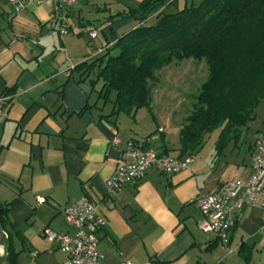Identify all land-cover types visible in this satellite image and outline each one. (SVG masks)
I'll list each match as a JSON object with an SVG mask.
<instances>
[{
    "label": "crops",
    "instance_id": "0c3cea01",
    "mask_svg": "<svg viewBox=\"0 0 264 264\" xmlns=\"http://www.w3.org/2000/svg\"><path fill=\"white\" fill-rule=\"evenodd\" d=\"M143 1L79 2L69 9V32L62 35L53 21L54 6L32 4L17 11L10 0H0V95L7 96L0 104V203L9 211L8 230L0 228L6 238L0 244L2 264L8 263L10 243L19 254L16 264L67 260L44 231L74 236L64 210L87 195L107 221L98 233L103 264L123 259L136 264H264L263 210L244 209L225 246L215 234L200 230L202 213L195 203L200 192L249 180L254 144L264 135V101L241 138L222 152L216 145L205 150L209 134L188 153L195 156L189 170L165 175L152 168L140 182L114 194L108 191L107 180L124 162L131 140L157 136L152 147L183 157L179 137L190 114L176 129L170 126L172 118L165 124L153 113V101L150 113L142 108L134 116L114 114L117 92L105 97L103 82L94 86L95 76L79 69L114 46L112 33L121 37L143 25L129 14ZM201 1L157 3L146 25L157 22V12L173 14ZM92 30L98 32L96 38L90 36ZM259 116L263 119L257 123ZM243 247L252 252L250 262L241 255Z\"/></svg>",
    "mask_w": 264,
    "mask_h": 264
},
{
    "label": "trees",
    "instance_id": "16d2710c",
    "mask_svg": "<svg viewBox=\"0 0 264 264\" xmlns=\"http://www.w3.org/2000/svg\"><path fill=\"white\" fill-rule=\"evenodd\" d=\"M144 0L130 11L143 25L117 37L113 47L96 60L79 67L103 82L105 97L117 92L116 111L134 116L152 111L157 72L186 59L206 62L209 78L195 97L193 110L180 133L181 154L200 148L205 136L220 131L216 150L238 141L242 129L264 101V0H203L176 12H157L156 23L146 25L157 3ZM8 208L0 203V228L8 230ZM9 238V237H8ZM11 242V240H10ZM10 243L7 264H16L18 252ZM250 248L241 249L248 262Z\"/></svg>",
    "mask_w": 264,
    "mask_h": 264
},
{
    "label": "built area",
    "instance_id": "2783aa9c",
    "mask_svg": "<svg viewBox=\"0 0 264 264\" xmlns=\"http://www.w3.org/2000/svg\"><path fill=\"white\" fill-rule=\"evenodd\" d=\"M85 0H10L17 11H23L29 5L54 6L55 24H60V33L68 35L67 14L74 5ZM98 32L92 30L90 36L96 38ZM7 96L0 95V104ZM160 129L159 132H163ZM151 136L144 140H131L125 150L124 162L118 166L115 174L107 180L108 191L119 192L129 184L138 183L152 168H157L165 175H172L189 170L195 162V156L188 154L177 157L164 152L163 149L150 145ZM116 138L115 143L119 142ZM252 169L253 174L247 182L231 180L216 192H200L195 203L200 206L202 219L199 228L204 233L215 234L225 246L230 244V232L234 228L239 214L246 208H259L264 211V135H258L254 144ZM98 206L87 196L68 205L64 214L71 226L76 229L74 236L55 232L46 228L44 236L59 244L68 259L61 264H103V254L100 250V231L107 224L106 218L99 212ZM4 253L0 252V256ZM38 252L32 254L37 257ZM121 264H136L130 259H123ZM146 264H156L150 261Z\"/></svg>",
    "mask_w": 264,
    "mask_h": 264
},
{
    "label": "rangeland",
    "instance_id": "374dc122",
    "mask_svg": "<svg viewBox=\"0 0 264 264\" xmlns=\"http://www.w3.org/2000/svg\"><path fill=\"white\" fill-rule=\"evenodd\" d=\"M209 67L206 62H198L194 59H187L182 64H171L157 72L159 82L151 85L153 94L151 100L155 104L154 112L160 121L163 123L173 119V129L177 128L180 123L191 113L196 96L198 95L202 83H205L209 78ZM150 109L147 112L150 113ZM171 111V112H170ZM261 114V113H260ZM187 119V118H186ZM259 116L256 122L262 121ZM177 136V133H175ZM219 130H216L206 144L208 150L215 147L218 140ZM170 135H172L170 133ZM0 229V244L6 243V238ZM5 260L0 259V264Z\"/></svg>",
    "mask_w": 264,
    "mask_h": 264
}]
</instances>
